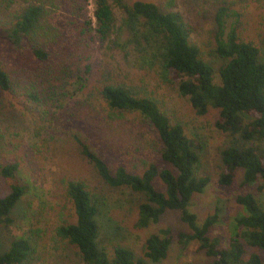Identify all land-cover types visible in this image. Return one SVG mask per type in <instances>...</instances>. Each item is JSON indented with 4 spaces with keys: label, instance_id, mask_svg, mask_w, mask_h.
<instances>
[{
    "label": "rangeland",
    "instance_id": "rangeland-1",
    "mask_svg": "<svg viewBox=\"0 0 264 264\" xmlns=\"http://www.w3.org/2000/svg\"><path fill=\"white\" fill-rule=\"evenodd\" d=\"M94 1L0 0V28L11 27L17 14L30 3L41 4L47 10L39 28L29 36L11 38L0 32V66L13 82L8 90L0 86V198L10 192L1 174L2 166L9 162H19L23 176L36 186L14 209L13 222L1 226V253L9 250L17 237L30 235L34 252L27 264H86L77 248L55 233L64 220H75L65 191L66 182L74 179L84 181L106 202L102 214L106 232L101 242L110 250L115 246L130 248L135 259L143 258L147 264H211L213 259L199 249L197 242L184 247L177 239L165 259H147L145 242L151 232L165 227L188 232V225L173 210L164 214L158 224L139 228L138 205L144 200L143 195L130 188L108 186L80 154L76 134L104 155L113 168L125 164L133 169L143 158L161 167L170 166L161 158L155 145L158 136L149 123L135 113L121 116L109 109L100 96L103 83L111 80L151 93L167 115L184 126L189 137L202 143L197 175H208L211 180L204 192L194 196L191 208L199 223L219 210L211 236H230L234 217L240 212L245 214L237 196L253 192L264 200V180L244 186L240 178L243 171H239L233 185L219 184L221 151L229 138L216 126L219 110L210 107L206 114H197L189 99L180 95L177 84L163 82L154 71L129 66L94 32L81 36L76 30L78 25L87 19L95 25ZM153 1L165 4L167 0ZM224 1L239 13L228 18V29L234 25L242 39L261 49L264 59V0H173L174 9L190 25L192 39L203 57L213 60L217 67L221 61L212 52L214 16ZM74 3L78 6L74 7ZM112 3L118 4L113 0ZM114 10L118 27L122 13L117 5ZM75 17L77 23H69ZM38 47L50 52L48 60L35 56L33 49ZM88 65H92V70H88ZM257 251L264 259V251Z\"/></svg>",
    "mask_w": 264,
    "mask_h": 264
},
{
    "label": "trees",
    "instance_id": "trees-1",
    "mask_svg": "<svg viewBox=\"0 0 264 264\" xmlns=\"http://www.w3.org/2000/svg\"><path fill=\"white\" fill-rule=\"evenodd\" d=\"M114 1L122 13L119 26L112 0H95V25L87 19L76 28L80 35L94 32L122 55L129 66L154 71L163 82L177 84L178 92L189 99L197 114H206L210 107L219 110L216 126L229 137L227 147L221 151L220 185H233L239 171H243L240 178L244 186L264 180V59L261 49L242 39L234 25L228 29V18L239 13L231 10L226 1L216 8L212 52L221 61L217 67L213 60L203 57L192 39L190 25L174 9L173 0L165 4L153 0ZM46 13L41 4L30 3L17 14L11 27L0 28V32L11 38L29 36L39 28ZM76 17L70 18L69 23L76 24ZM33 52L44 61L50 58V52L41 47ZM87 67L92 70V65ZM0 86L4 90L13 86L9 73L1 66ZM100 96L111 111L121 116L135 113L149 123L158 136L156 148L170 166L161 167L143 158L133 169L125 164L113 168L104 155L76 134L80 154L108 186L130 188L143 195L144 200L138 205L139 228L158 224L164 214L175 210L190 229L175 232L165 227L151 232L145 242L144 256L152 262L165 259L177 239L184 247L197 242L199 249L213 259L211 264H264L262 254L257 251H264V200L253 192L239 194L236 201L244 207L245 214L240 212L234 217L228 238L211 236L219 210L199 223L197 213L191 208L194 196L204 192L211 180L208 175H197L202 143L189 137L184 126L174 122L159 101L141 88L108 80L103 83ZM1 174L10 192L0 198V228L13 222L14 209L26 194L36 190L23 176L19 162L3 165ZM65 191L75 220H64L55 233L75 246L86 264H147L143 258L135 259L130 248L115 246L110 250L102 244L106 202L84 181L68 180ZM29 237H17L4 253L0 241V264H27L34 252Z\"/></svg>",
    "mask_w": 264,
    "mask_h": 264
}]
</instances>
